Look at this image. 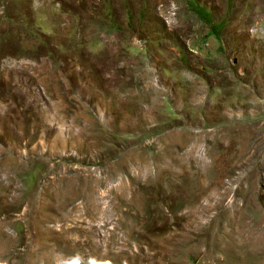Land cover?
Wrapping results in <instances>:
<instances>
[{
    "label": "rangeland",
    "instance_id": "obj_1",
    "mask_svg": "<svg viewBox=\"0 0 264 264\" xmlns=\"http://www.w3.org/2000/svg\"><path fill=\"white\" fill-rule=\"evenodd\" d=\"M0 264H264V0H0Z\"/></svg>",
    "mask_w": 264,
    "mask_h": 264
}]
</instances>
